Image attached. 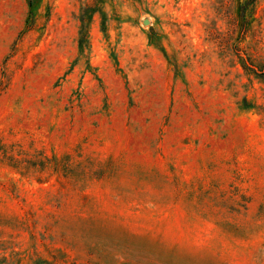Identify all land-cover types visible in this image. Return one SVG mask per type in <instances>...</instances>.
Here are the masks:
<instances>
[{
    "label": "rangeland",
    "instance_id": "obj_1",
    "mask_svg": "<svg viewBox=\"0 0 264 264\" xmlns=\"http://www.w3.org/2000/svg\"><path fill=\"white\" fill-rule=\"evenodd\" d=\"M0 264H264V0H0Z\"/></svg>",
    "mask_w": 264,
    "mask_h": 264
},
{
    "label": "trees",
    "instance_id": "obj_2",
    "mask_svg": "<svg viewBox=\"0 0 264 264\" xmlns=\"http://www.w3.org/2000/svg\"><path fill=\"white\" fill-rule=\"evenodd\" d=\"M39 0H28V7H29V17H33V12L35 9V6L38 4ZM238 16L240 18V22L244 20V9L241 7V3H238ZM106 25H103V30H105Z\"/></svg>",
    "mask_w": 264,
    "mask_h": 264
},
{
    "label": "water",
    "instance_id": "obj_3",
    "mask_svg": "<svg viewBox=\"0 0 264 264\" xmlns=\"http://www.w3.org/2000/svg\"><path fill=\"white\" fill-rule=\"evenodd\" d=\"M148 24H149V22H148V21H146V22H145V25H148Z\"/></svg>",
    "mask_w": 264,
    "mask_h": 264
}]
</instances>
